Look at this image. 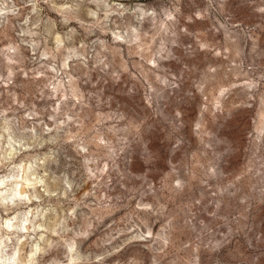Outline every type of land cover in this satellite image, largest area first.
Returning a JSON list of instances; mask_svg holds the SVG:
<instances>
[{"label":"rangeland","instance_id":"obj_1","mask_svg":"<svg viewBox=\"0 0 264 264\" xmlns=\"http://www.w3.org/2000/svg\"><path fill=\"white\" fill-rule=\"evenodd\" d=\"M0 178V264H264V0H0Z\"/></svg>","mask_w":264,"mask_h":264},{"label":"bare ground","instance_id":"obj_2","mask_svg":"<svg viewBox=\"0 0 264 264\" xmlns=\"http://www.w3.org/2000/svg\"><path fill=\"white\" fill-rule=\"evenodd\" d=\"M24 173V175H22V178L24 179V182L26 185H29L30 184V181L28 179L29 175H31V169L30 167H25V169L22 170ZM3 184H4V179L3 178H0V193L2 192V189H3ZM13 194H18L19 195V192H18V189H17V186H16V183H15V187L14 186H11L10 187V193L9 195H13ZM6 198L5 196L3 197L1 194H0V200L1 199H4ZM3 225L6 226V231L10 232V230H12V224L10 223V220L9 219H5ZM33 256H34V251L31 250V253L28 255V257L26 258L25 261H23V264H32V261H33ZM5 257V255H0V262L3 260V258ZM72 259V258H71Z\"/></svg>","mask_w":264,"mask_h":264},{"label":"clouds","instance_id":"obj_3","mask_svg":"<svg viewBox=\"0 0 264 264\" xmlns=\"http://www.w3.org/2000/svg\"><path fill=\"white\" fill-rule=\"evenodd\" d=\"M6 264H7V262H6Z\"/></svg>","mask_w":264,"mask_h":264}]
</instances>
